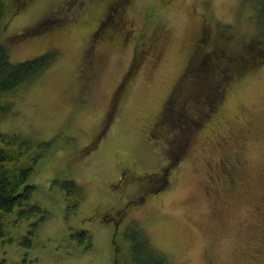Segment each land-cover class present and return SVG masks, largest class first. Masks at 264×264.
I'll return each instance as SVG.
<instances>
[{
  "label": "rangeland",
  "instance_id": "obj_1",
  "mask_svg": "<svg viewBox=\"0 0 264 264\" xmlns=\"http://www.w3.org/2000/svg\"><path fill=\"white\" fill-rule=\"evenodd\" d=\"M15 1L0 27L10 62L49 49L56 56L1 117L0 130L52 143L28 180L30 202L43 213H10L0 261L135 264L127 236L137 231L167 264H264V63L235 68L214 111L200 104L213 96L201 84L202 96L183 101L184 116L207 118L172 164L165 192L132 202L166 168L173 134L165 129L173 125L182 141L179 121L156 125L199 39L220 36L228 51L251 38L264 45L259 0H5L10 10ZM66 5L67 27L37 33ZM106 6L101 26L112 37L96 43L91 29ZM126 169L133 173L124 179ZM67 180L85 193L69 211L60 187Z\"/></svg>",
  "mask_w": 264,
  "mask_h": 264
},
{
  "label": "trees",
  "instance_id": "obj_2",
  "mask_svg": "<svg viewBox=\"0 0 264 264\" xmlns=\"http://www.w3.org/2000/svg\"><path fill=\"white\" fill-rule=\"evenodd\" d=\"M15 3L16 8L10 10L5 0H0V27H5L10 17L16 13L21 2L15 1ZM256 7V24H262L264 27V0L256 2ZM63 9L64 11L56 14L55 17L52 15L41 20L37 33L49 28L52 30L67 27L69 23L67 5ZM213 40L214 37L208 33L199 39L186 62L183 72L184 81L179 85L180 89L169 96L164 115L160 117V121H157V128L167 118L173 123L175 120L179 121L177 129L181 128L180 137L183 142L177 138L175 140L177 130L173 125H170L168 130L165 129L166 132L172 131L173 136L169 141L174 146L188 145L192 129L201 127V123L207 118L206 113L202 118L194 113L185 116L183 114L187 110L183 101L202 96L197 95L200 92V84L202 88L207 86L210 89L207 94L213 93L211 101L205 96L200 104H204L205 109L214 111L222 98L223 87L235 68L241 70L264 63V45H261L260 38L241 42L242 47L236 51H228L222 46L220 36L216 41ZM5 44L0 42V119L11 111L21 91L36 80L56 56V51L49 49L34 58L12 63ZM51 143V140L38 141L19 133L0 130V239L4 242L11 241L7 236V222L13 210L17 211L19 218L43 213L39 204L30 202L34 186L28 183V180ZM60 187L64 192L67 211L75 209L85 198L82 187L71 180L61 182ZM75 235L85 236V232L81 231ZM127 238L130 241V257L135 264H167L164 255L150 246L148 238L140 232L132 231ZM0 264L13 263L1 260Z\"/></svg>",
  "mask_w": 264,
  "mask_h": 264
},
{
  "label": "flooded vegetation",
  "instance_id": "obj_3",
  "mask_svg": "<svg viewBox=\"0 0 264 264\" xmlns=\"http://www.w3.org/2000/svg\"><path fill=\"white\" fill-rule=\"evenodd\" d=\"M168 1V0H166ZM109 9V8H108ZM108 9H107V6L105 8V10L103 11V13L101 15L98 16L96 22L94 23L95 26L93 25L91 31L94 32L100 39L96 42V43H99V42H102V41H107L105 40L106 37H108L109 39L112 37V32L110 33L111 30H108L107 29H104L102 28V22L106 16V13L108 12ZM105 15V16H104ZM104 17V18H102ZM72 23V22H71ZM74 26H80L78 25L77 22H74L73 23ZM101 26V27H100ZM87 32V31H86ZM102 33H105V34H102ZM92 35V34H90ZM128 34H123V38H125ZM93 37V35H92ZM91 41H93V39L89 38ZM121 41H122V38H121ZM136 46H138L136 44ZM134 50V51H133ZM133 54H132V57L130 60H133L135 59V56H136V52L137 50L133 49ZM167 99V98H166ZM208 120L211 121L210 124H212V117H210ZM154 123L155 121L152 123V127L154 126ZM165 141V140H164ZM169 145H170V154H169V158L167 160V167L164 169H162L161 171H155L153 172V174L157 175L158 179L156 180H152V181H145V183H143L141 185V187L135 191L133 194H135V196L133 197L134 199H132L133 203L136 202V204H139L143 201V198L147 197V196H150V198L154 197V196H157L159 193L161 192H165V189H167V187L169 186V184L171 183V175H170V172L171 170L173 169V166L172 165L173 163L177 162V157L180 155V153L182 152V147H177L176 145L174 146V144H172L169 140H166ZM165 141V142H166ZM169 159L171 161H169ZM237 163H240V158H236L235 160ZM224 163V162H223ZM235 166V165H234ZM232 166V173L234 174L235 173V168ZM224 172H226V170H223ZM130 173H133L132 170L130 169H126L124 172H123V175H124V179L130 174ZM232 178V184L234 182V176H231ZM123 179V181H124ZM264 215V213H263ZM263 224H264V218H263ZM208 264H211V261L208 260Z\"/></svg>",
  "mask_w": 264,
  "mask_h": 264
}]
</instances>
